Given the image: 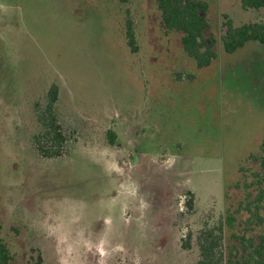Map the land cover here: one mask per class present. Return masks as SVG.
<instances>
[{"label":"rangeland","instance_id":"rangeland-1","mask_svg":"<svg viewBox=\"0 0 264 264\" xmlns=\"http://www.w3.org/2000/svg\"><path fill=\"white\" fill-rule=\"evenodd\" d=\"M207 5L216 58L198 68L156 0H0V239L10 264H193L182 243L264 137V44H219L240 0ZM133 35L136 52L128 46ZM57 90L71 148L32 146ZM115 135L110 142L109 134ZM198 217H183L184 195Z\"/></svg>","mask_w":264,"mask_h":264},{"label":"trees","instance_id":"trees-1","mask_svg":"<svg viewBox=\"0 0 264 264\" xmlns=\"http://www.w3.org/2000/svg\"><path fill=\"white\" fill-rule=\"evenodd\" d=\"M161 21L167 30L182 34L183 52L198 68L207 67L216 58L214 37H206L209 28L207 5L197 0H156ZM244 11L264 9V0H240ZM219 44L232 53L248 42L264 44V24L259 21L235 25L223 16ZM128 46L136 52L133 35L128 32ZM58 95L51 87L38 111L32 146L41 156L58 158L71 148L72 136L61 125L57 115ZM110 142L115 135L110 132ZM183 217H196L195 197L184 195ZM219 215L204 217L196 229H191L182 243L193 250V264H264V137L258 149L236 167L233 182L223 184V207ZM8 246L0 239V264H10ZM27 264H43L37 251Z\"/></svg>","mask_w":264,"mask_h":264}]
</instances>
